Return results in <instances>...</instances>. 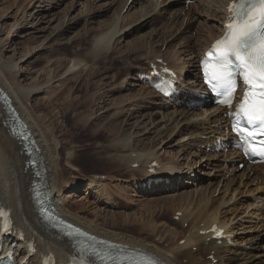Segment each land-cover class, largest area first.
Wrapping results in <instances>:
<instances>
[{
  "label": "rangeland",
  "instance_id": "1",
  "mask_svg": "<svg viewBox=\"0 0 264 264\" xmlns=\"http://www.w3.org/2000/svg\"><path fill=\"white\" fill-rule=\"evenodd\" d=\"M138 1L139 3L134 5V8H131L130 5L132 3L129 4L128 2L129 5L126 7V13H122L123 9L121 6L124 4L125 0H0V61L6 64L13 60L17 61L15 62L17 66L13 69L15 72L12 70L15 76L13 81H11L14 85L21 84V86L32 87L38 84L42 87L40 93L33 97L29 107L35 117L40 118L39 122L45 130H48L47 126L49 122L47 120V115L49 116V113L54 112V115H56L59 112V116L62 115V118L58 120L60 123L56 121L55 124L57 138L52 139V137H50V139L51 143L57 141L59 144L58 148L66 146L65 144H67L66 149L61 150V155L57 154L58 151L54 153L55 159L59 162V166H57L56 170L59 175L60 187L62 186L63 194H61V197L65 207L72 213H76L79 217L85 220L88 219V221L90 220L93 224H96V215L104 219L103 217L108 213L106 219H109L112 214L111 212H114L117 214H125L126 217L129 215V217L133 219L131 222H133L134 219L145 222L154 221V223L159 226L158 230L160 234L164 236L177 227L179 230L184 228L186 232L184 238H189L191 236V233L187 236V231L190 230L188 227L189 224L186 223L185 225L178 226V224L175 223L178 221L174 219V214L177 210L180 212L186 208L188 201H185L184 198L192 197V202L189 207H194V204L195 207H198L202 201L205 200V202L210 206L212 205L213 208H220V210H225V212H229L231 209L234 210L233 212L231 210L227 215L229 219L233 218V214H236L238 218L243 217L245 220L244 222L238 221V218L234 222H232V220L229 222V224L233 225L232 228L240 227V230H245L236 231L235 234H231V236L238 235L235 239L232 238L235 246L231 248L235 250H247L256 255L260 254L258 258L247 263L259 264L261 261H264V251H262L264 249V241H261V243L258 242L261 234L264 235V229L261 227L263 218H261V211H259L261 205L253 206L250 199L254 200L255 198L256 200V198L262 197V195L259 193L261 189L259 183L257 182L259 186H256L255 183L257 178L253 177L254 180L252 178L251 180L245 179V181L243 178H239V174L247 171L248 168L239 172L238 165L233 164L229 159L226 160V156H223L225 160L222 162L229 164L222 167L220 162L222 157L216 159L219 155L218 157L211 154V156L207 154H201L200 156L198 154L200 150L204 151L202 143L199 142V145L197 143L196 145L190 146L187 145L189 142L185 143V141L182 143L184 135H174L175 133L171 135L176 125L175 122L169 124V132H165L167 134H164L167 138L163 136L158 138V136L155 135L156 139L154 135H146L138 139L142 140L141 143H137V145L131 144L135 145V150L142 152L143 149L146 148L147 150L153 145L157 146L159 144L158 146L161 148L160 145L163 142L162 146H164V148L159 153L160 156L165 161L176 157V159H178L179 157V164L186 168L185 174L182 175V185H179L180 187H173L172 189L162 190L161 192H145L143 194L141 191L132 190L136 180L140 182L145 179L144 176H141L143 174L139 171H134L137 169H131L132 165L131 168H126L123 165L122 167H117L108 161L110 156H118L123 152L115 147L117 139L131 138L132 135L135 137L134 134L142 133L143 118L159 111L158 114L155 117L152 116L153 118L151 119L160 122L159 119L162 120L161 118H163L167 121L168 118H170V113L174 111V109H168L164 106L160 107L162 100L159 99L158 95L150 94V89L147 86L140 85L139 79L137 78L139 68H147L148 66L146 64L148 63L147 59H142V61L140 59L146 52L144 49L139 51L141 46L146 48L151 45L153 50H158L157 53L163 54V57L160 59L165 57L168 61L169 59L167 56L171 55V59L174 58L173 60L177 64L185 66L181 68L180 71L184 73V76H187L186 80H192L196 76V68L198 67V65L194 67V54L196 55L199 49H201L200 46L203 44L202 41L209 40L210 37L215 34V31L218 34L217 25L213 20L215 19V9L209 8L206 12L205 7H203L205 4L203 2H205V0H202V6L200 0H196L197 5L193 4L189 7L188 4H183V0H171L169 1L170 3L158 8L157 5L161 4L160 0L158 4H156L158 0H155L154 4H156L157 9L154 12L148 7L151 0ZM162 3L165 4L166 0H163ZM179 8L182 9L179 11ZM187 13L189 15H187ZM132 16H136L137 19L141 20H138L135 24L129 25L133 20ZM124 19L126 22L123 21L122 24V20ZM212 26L215 28L211 30ZM38 29L41 30L39 33L36 31ZM115 29H121V32L112 38L109 45L107 44L109 48L107 49L106 45V51L103 50V47L102 50L101 47L96 48L98 43L95 38L101 37ZM14 32L15 36L11 38ZM116 39L117 41L119 40V44L116 47L117 50L112 51L113 41ZM161 40L164 43H162ZM189 40H191V42H189ZM187 44L190 45L188 49L186 47ZM194 44L197 45L195 50L193 48ZM133 48L134 50H132ZM129 49H131L133 53ZM98 50L104 51L106 55H101V57H103L101 59L100 57L97 58V60H99L96 62L97 64H94L95 66L93 65V70L89 72L90 66L88 65L85 68L86 73L83 74L82 70L79 69L80 73L78 72L77 74L68 76L67 70L74 61L83 60L82 64H85L86 61L90 64L91 51L95 54ZM29 51H31V53L28 55L27 53ZM101 51L98 52L102 53ZM148 57L151 58L150 56ZM137 58L139 59V63L137 62ZM197 60L198 58H196L195 61ZM91 63H94V61ZM170 63L171 62H169V66L172 65V63ZM143 71L140 73L141 75L146 72ZM188 71L191 73H188ZM67 76L71 80L64 82ZM180 79L187 85L192 86L197 84V81L187 82L183 78ZM52 90L53 94L50 92ZM93 93H97L101 98L99 97V100L94 103L90 102L89 105L91 107L89 106L88 108L87 104ZM95 97L97 96L95 95ZM48 99L52 103L50 101L48 103ZM52 104L54 107H52ZM73 104L80 105L78 110L80 117L82 116L81 118L85 120L90 128H93V130L95 129L94 138L86 142L87 144L83 143L86 139H81L79 142L74 140L73 142L72 140L75 139L74 136L66 135L68 132L71 134L73 133V127H71L73 125L71 122H69V124L66 123L67 119H63V114L66 110H69V105ZM55 112L57 113L55 114ZM193 115L195 116V114ZM193 115L188 113L185 120H189L191 117L193 118ZM44 116L46 119H44ZM215 121L216 119L213 120V123H215ZM194 122L196 123L198 121L195 120ZM45 123L48 125L46 126ZM216 123L221 124L223 122L217 120ZM63 124L64 126H62ZM211 127V131L209 132L220 130L218 124L216 127L215 125H211ZM98 130H100V132H98ZM163 132L164 131H162V133ZM205 134L206 133H204V135ZM210 135L208 137H210ZM21 148H23V146ZM74 151H77V155L81 157H79L80 159L86 158L85 156L89 154L88 152L92 151L91 158L93 159V165L91 170L85 169L84 166L77 162L74 168L68 166V154ZM145 152L146 151H144V153ZM197 154L198 156H196ZM205 157H209L208 161H210L211 164H208L205 169L203 168L204 170L202 169V173L199 172L198 169L197 171L199 173H197L196 164L199 165L202 158ZM216 163L217 165L219 164L218 167L215 165ZM179 164L176 163V166H179ZM206 164L207 163H205V165ZM224 167L230 168V170L231 168H238V171L234 176V174L227 172V170H223ZM77 168L80 171H76L75 169ZM229 174L232 179H229ZM262 174L261 170H258V175L260 177ZM189 175H191V177H189ZM258 175L256 177H258ZM92 176H98L96 178L99 181L97 184L98 187L96 189L94 185L92 189L88 190L87 180ZM100 176L106 178H101ZM224 176L225 178L227 176V179H225ZM151 181L149 180V182ZM185 181L188 182V185H184ZM72 182H79V188L73 189ZM189 182H191V185H189ZM229 182L231 183L230 189L227 190L226 187ZM236 187L237 191L234 193V188L236 189ZM255 187L259 194L255 192ZM253 188L254 190H252ZM200 193L203 195L199 196ZM220 205H222V207H220ZM248 205H250V208ZM81 207H86V210L82 211ZM256 208H258V210H256ZM98 210H102L103 216L97 212ZM240 213H242L243 216H241ZM182 215L184 214L182 213ZM248 215H250V217L258 216L260 226L254 219L250 220L252 218H245ZM236 216H234V218ZM118 217L123 216H116L114 219ZM102 219L99 221L102 222ZM135 230L140 232L141 228H136ZM134 234L137 235L138 233L135 232ZM140 235L145 236L146 234L140 233ZM253 238L255 239L253 240ZM157 240L158 238L153 241ZM181 242L182 241L179 242V245H181ZM248 244L251 246L248 249L242 247V245ZM167 245L169 244L163 243V247ZM193 250L196 251V248H193ZM231 256H234V254H231ZM184 262L185 261H183V263Z\"/></svg>",
  "mask_w": 264,
  "mask_h": 264
},
{
  "label": "bare ground",
  "instance_id": "2",
  "mask_svg": "<svg viewBox=\"0 0 264 264\" xmlns=\"http://www.w3.org/2000/svg\"><path fill=\"white\" fill-rule=\"evenodd\" d=\"M229 1H231V0H205V2H203V3H205L203 7H205L206 12H207V10H209V8L215 9L214 10L215 11V19H213V20L217 25L218 34L215 31V34L213 33L214 35H212V37H210L209 40L202 41L203 44L200 46L201 47L200 50L202 52L199 51L201 54L203 53L205 46H208L212 40H214L215 38H217L221 34V32H222L221 27H222V24H223L226 16H227V8H228ZM128 2H129V0H125L124 4L121 6V8L123 10L127 7ZM138 3H139V1L135 0L130 5V7L134 8L135 7L134 5H137ZM197 3H199V2H197ZM201 3H202V0H200V4ZM149 4L150 5L148 7L151 8L152 11H154L156 9V5H154L152 7V5H151L152 3H149ZM201 6H202V4H201ZM130 7H129V9H130ZM149 8H147V9H149ZM180 9H182V8H179V11H180ZM192 11H193V9H192ZM143 12H144V10H143ZM190 13H192V12H190ZM147 15H148V12H147ZM187 15H189V14L187 13ZM132 17H133V20L130 24L128 23L129 25L135 24V22L137 23L138 20H141V19H137L136 16H132ZM194 19H196V18H194ZM123 21L126 22L124 19V20H122V24H123ZM180 21H181V19H180ZM213 28H215V27L212 26L211 30ZM40 29H38L36 31L39 33L42 30V29L41 30ZM122 29H123V27H122ZM180 29H181V27H180ZM214 30H216V29H214ZM119 32H121V29H115V30H113V31L101 36V37H96L95 40L98 43V44L96 43L97 44L96 48L98 46H102L103 50L106 51L109 48V47H107V44L109 45L110 42L112 41V38H114ZM14 36H15V32L11 36V38H13ZM161 36H162V34H161ZM162 40H161V42H162ZM118 41H117V39L113 41V48H112L113 50L112 51L117 50L116 47L119 44ZM189 42H191V40H189ZM162 43H164V42H162ZM188 44H190V43H188ZM188 44L186 46L187 49L190 48V45H188ZM105 45H106L107 49H105ZM196 46L197 45L194 44V47H193L194 50H195ZM143 49L146 50V52L142 55L141 58L139 57L141 59V61H142V59H147L148 63L151 64V63H156L158 60H160L161 57H163V54L161 55L160 53H157L158 50L157 51L153 50L151 45H150V47L147 46L146 48H144V46L143 47L141 46V49L139 51H141ZM155 49H157V48H155ZM129 50L131 51V49H129ZM132 50H134V48ZM153 51H156V52H153ZM134 52H136V51H134ZM150 52H152V53H150ZM199 52L196 53V55L194 54L195 52L193 53L194 54V57H193L194 58V67H197V65L199 64V60L195 61L196 58L199 57ZM30 53H31V51H29L27 54L29 55ZM93 53L91 51V62L94 61V63L90 62V64H89L88 61H86L85 64H82L83 60H80V61L76 60L73 62L71 67H69V69L67 70L68 76H71L73 74H77L80 70H82L83 74L86 73L85 68L88 65L90 66L89 67V72H90L91 70H93L92 69L93 65L97 64L96 62L99 60V59L97 60V58L100 57V59H101V58H103V57H101V55H103V54L106 55L104 51L102 53H99L98 51L95 54H93ZM148 56H150L151 58H149ZM165 56H167V55H165ZM170 56H167L168 59L170 60V61L169 60L168 61L172 63V65L170 67L179 76V72H181L180 69L184 68L185 66H180L179 64H177L173 60L174 58L171 59ZM191 59H192V57H191ZM88 60H89V58H88ZM138 60L139 59L137 58V62H138ZM15 62H17V61L13 60L12 62L6 64V63H3L2 61H0V207L6 206V207L11 209L12 218L15 222L16 227L24 234L23 236H24L25 242L24 243H17L16 239L14 237H12L10 239L4 240L5 247H19V248L23 247L25 249L27 246V243L34 242L37 245V247H36L37 254L30 259L29 264H39L42 257L48 256L51 253L54 254L56 261H65L70 256H72L73 253H75L76 249L73 246V242H70L68 239H66V237L62 236L61 233H57L55 231H52L50 229V227L44 223L45 222L44 218L40 214V207L37 205V201L34 200L35 183L42 182V184L45 185V187H47V189L49 190L48 196H47L48 199L56 204L57 210L70 223L76 225L77 227H80L84 231H87L89 233H92L93 235H96L97 238L107 239L113 243H122L123 245L129 246V248H131V249H142V250H144V251H146L152 255H155L156 257H158L159 259H161L162 261H164L168 264H214L215 260H217L216 264H247L249 261L254 260V259L259 257L260 254H257V255L252 254V253H249L247 250L231 249L229 247L228 240H223L222 244L220 246H218L217 242L215 240L211 239L213 233L207 234V231L210 230V228L212 227L213 224L220 225L221 228L226 230L227 234H235L236 231H242L243 229L240 230V227L232 228L231 224H229V222L231 220L233 222L234 220H236L238 218V216H236V214L235 215L233 214V218L231 217L232 219H229L227 217V215L230 213V211L232 209L231 210L228 209L229 212H225V210H220V208H213V206L212 205L210 206L209 204H207L205 202V200H203L202 203L198 207H195V204H194V207H189L191 202H192V197L184 198V200L185 201L187 200L188 203L184 201L185 203H187V206H186V208H184L183 210L180 211L184 215H181V218H179V221H180V224H182V225L189 223V229L190 230L187 231L188 233H191V236L189 238H184L185 237L184 235L186 233L184 228L182 230H179L177 227L173 231L169 232V234L164 236L163 234H160V231L158 230L159 226H157V224L154 223V221L153 222H151V221L145 222L142 220L140 221V220L134 219V221L131 222V220H133V219H131V217H129V215H127V217H126L125 214H117V213L111 212L112 214L110 215L111 217L109 219H106V217L108 216V213L105 217H103L104 219H102V218H100V216L96 215V218H97V220L95 221L96 224H93L90 222V220L89 221H88V219L85 220V219L79 217L76 213H74V212L72 213L71 211H69L65 207L64 201L61 197L62 186L60 187L59 175H58L57 170H56L57 166H59V162L55 159V156H54V153L56 151H58V153H57L58 155H61L60 154V153H62L61 150L66 149L67 144H65L66 146H62L61 148H58L59 144L57 143V141H55L54 143H51V139H50V137H52V139L57 138V135H56L57 131L55 129L56 128L55 124H56V121H58V120H60V118H62L61 117L62 115L59 116V112H58V114H56L57 112H55L56 115H54V112L49 113V116L47 115V118H48L47 120H48L50 126L45 123L46 126L48 125L47 126L48 130H45L43 128V126L39 122L40 118L37 117L38 118L37 119L29 107V105L31 104V102L33 100V97L40 93V91L42 90L41 89L42 87L38 84L34 85L32 87L21 86V84L20 85H14V83L12 81H13V78L15 75L12 73V70L17 66V63H15ZM197 70H198V68H197ZM189 72L190 71H188V73ZM144 74L150 75L149 69H147V72ZM183 74L180 75L179 77L180 78L184 77ZM68 76L64 82H66L67 80L68 81L71 80L68 78ZM182 84H184V83L182 82ZM196 85L197 84L191 86V85L185 84V86H183V89H182V91L184 92V95H188L189 89L195 87ZM48 88H50V87H48ZM44 90H43V92H44ZM50 92L53 94V90ZM150 94H155V93L152 90H150ZM95 95L97 97H95ZM4 96L8 97L10 99V102L14 108V112L18 114L19 119H21V121L25 123V125L27 126V130L31 133L30 134L31 137L28 140V142L33 143L31 145V151L36 154V158L39 161L38 163L40 164L36 167L32 168L31 166H27V163L30 161L31 157L26 155V153L22 152L23 148H21V147L23 146L22 145L23 142L21 140L17 139V137L13 136V133L11 131V125L9 122L10 121V119H9L10 113H9L8 105L5 103ZM99 97H100V95H97V93L96 94L93 93L89 98L90 101L87 104V107L89 108L90 102L94 103L95 101L99 100L98 99ZM47 101L49 103L50 100L48 99ZM175 103H176V101H173L169 104L164 103L162 101V103L160 105V107L164 106V107H167L168 109H171V108L174 109V111L170 113V118H168L167 121L163 118H161L162 120L159 119L160 122H158L157 120L151 119V118H153L152 116L155 117L158 114V112H159L158 111L155 114H150L148 117L143 118V122L141 121L143 123V130L141 128L142 133L134 134L135 137L132 135L131 138L129 137V138H125V139H117L118 138L117 137L116 138L117 140L115 139L116 140L115 147L119 148L121 151H123L125 153L122 152L123 154L122 153H120V155L117 154L118 156H110L109 155L110 157L108 158V161H110L111 164L113 163V165L117 166V167H122V165H123L126 168H131V165H133V164L139 165V163H140L138 169L134 170V171H139L141 174H143L141 176L145 177L144 181H146L147 183L149 182V180L154 181L155 179H162L163 178V184L156 186V183H154V188H153L154 190H160L163 188L164 189L167 188L165 183L170 184V182H169L170 178L176 179L177 176L183 174V171H182L183 167H181L182 165L179 164V157H178V159H176L177 158L176 157V158H172V159L165 161L159 154L164 148V146H162L163 142L160 145L161 148L158 146L159 144L157 145L158 147L153 145L151 148H148L147 150H146V148L143 149L142 152H138L137 150H135L134 149L135 145H132V144L137 145V143H141L142 140H138V139L140 137L146 136V135H154V136L157 135L158 138L159 137L161 138L162 136L164 138H167L164 136V134H167L165 132H169L168 126H170L169 124L172 122H175L176 125L173 128V130H174L173 133L172 132H171L172 134L170 133L171 135H173L174 133H175L174 135H178V134L184 135L182 143H184L185 141H186L185 143L189 142V144H187V145H190V146L196 145L197 143L199 144L200 138L204 135L203 131H205L207 128L211 127V124L213 123L212 117L217 114V113L212 114V113H208L206 111H202L200 114L198 112H197V114L195 113V116L193 115L194 116L193 118L191 117V119L185 120V118L188 114V110H184L183 108H174L173 105H175ZM79 106H80L79 104L69 105V108L67 107L69 110L68 111L66 110V112L63 114V119L64 118L67 119L66 123L69 124V122H71V124L73 125V126H71V127H73V133L71 134L70 132H68V134H66V135H68V136L73 135L75 138V139L72 138L73 142H74V140L76 142H79L81 139H86V141L83 142V143H86L88 141H91L94 138V135H95L94 130L95 129L93 130V128H90L87 125V123L85 122V120L81 118L82 116L80 117V114L78 113ZM52 107H54L53 104H52ZM63 112H64V110H63ZM44 119H46L45 116H44ZM87 120H89V119H87ZM195 120L198 122L195 123L194 122ZM218 121L223 122V119L221 118ZM137 124H139V123H137ZM62 126H64V124ZM213 130H217V129H213ZM162 131H164V132L162 133ZM98 132H100V130H98ZM77 135H79V136H77ZM217 135H221L220 130L212 132V134L210 135V138L215 137ZM99 138H100V136H99ZM155 138H156V136H155ZM70 140H71V138H70ZM203 143H204V145L207 144V142H203ZM25 144H27V142H25ZM213 145H214V143H213ZM84 150H86V149H84ZM144 151H146V152L144 153ZM184 151H185V149H184ZM91 152L92 151L88 152L89 154H87V156H85L86 158H84V159H80L81 157H80V155H77V151H74L72 153L70 152L68 154V158H67L68 166L74 168L75 163L77 162L78 164L84 166L85 169L91 170V167L93 165V159L91 158V155H92ZM196 156H198V154ZM208 159H209V157L208 158H206V157L202 158L199 165L196 164V167H197L196 172L197 173H199V172L202 173L203 172L202 169L203 168L205 169L206 166H208V164L209 165L211 164V162L208 161ZM227 159L231 160V162L233 164H237V162H238V156L236 153H233L231 155H226V160ZM180 161H181V159H180ZM153 163H156L157 167H153L152 166ZM176 163L179 164V166H176ZM205 163H207V164L205 165ZM160 166H162V167H160ZM189 166H191V165H189ZM40 167L42 169L41 171H40ZM85 169H83V170H85ZM134 169H136V168H134ZM188 169H187V171H188ZM198 169H199V172L197 171ZM75 170L80 171L78 168ZM192 170H193V168H192ZM223 170H227V172L234 174V176H235V173L238 171V168H235V169L231 168V170H230V168L228 169V168L224 167ZM258 170H261V173L264 174V165L263 166L262 165L257 166V167L252 168V169L248 168L247 171L239 174L240 175L239 178H241V179L243 178L245 181V179L251 180L253 177H255V178H257V181L259 183V180L263 176L260 177L258 175ZM250 172H253L252 176L249 174ZM187 174H188V172H187ZM257 175H258V177H256ZM253 180H254V178H253ZM87 181H88L87 182V189L88 190L92 189L94 185H95L94 187H96V189H97V187H98L97 184L99 183V181L96 179V177H94V176L89 177V179ZM136 182H137V180L135 181V183ZM140 183H142V182H140ZM184 184H186V182ZM230 184L231 183L229 182L227 187H226L227 190L230 189ZM70 185H71V183H70ZM72 185H73V189L79 188V182H72ZM242 185H243V183H242ZM259 185H260L261 189L258 187L260 189V190L259 189L258 190H259V193L262 194L263 186L261 183H259ZM236 186H238V185H236ZM245 188H247V187H245ZM252 190H254V188ZM205 191H207V190H205ZM232 191H233V189H232ZM236 191H237V187H236V189L234 188V193ZM201 192H204V191H201ZM224 192H225V190H224ZM255 192H257V189ZM106 195H107V193H106ZM202 195H203L202 193L199 194V196H202ZM205 198H207V197H205ZM261 198L262 197H258L256 199H261ZM233 200H234V198H233ZM226 203H227V201H226ZM246 204H244V205H246ZM223 205H225V204H223ZM248 206L250 208V205H248ZM220 207H222V205H220ZM238 209H239V206H238ZM81 210L82 211L86 210V207H81ZM256 210H258V208H256ZM233 211L234 210H232V212ZM235 211H236V209H235ZM246 211H247V209H246ZM259 211H262V209H259ZM97 212L100 213L101 216H103L102 210H98ZM240 214H241V216H243L242 213H240ZM116 216H123V217H118L117 219H114V217H116ZM234 216H236V217L234 218ZM100 219H102V222L99 221ZM238 219H239V221H241V219H243V217H240ZM202 224H203V226H202ZM178 226H179V224H178ZM261 227H263V229H264L263 221H262ZM136 228L137 229L141 228V231L140 230H139L140 232L136 231L135 230ZM243 231H245V230H243ZM135 232H137L138 234L137 235L134 234ZM140 233H144L146 235L143 236V235H140ZM202 234H204V235H202ZM156 238H158V241L157 242L153 241ZM254 239L255 238H253V240ZM181 240L185 241L184 245H182V246H180L178 244L179 241H181ZM229 240L232 241L233 239L230 238ZM163 243L164 244L167 243L169 245H167L166 247H163ZM193 248H196V251H194ZM258 248H260V247H258ZM231 254H234V256H231ZM16 255L19 257V261H22L24 259L25 253H24V251L19 252L18 250H16ZM208 256H211L212 260H208L207 259ZM183 261H185V262L183 263ZM259 264H264V261H261Z\"/></svg>",
  "mask_w": 264,
  "mask_h": 264
},
{
  "label": "snow or ice",
  "instance_id": "3",
  "mask_svg": "<svg viewBox=\"0 0 264 264\" xmlns=\"http://www.w3.org/2000/svg\"><path fill=\"white\" fill-rule=\"evenodd\" d=\"M232 10L234 17L226 24V35L214 45V52L209 53L215 67L211 74L205 72V78L216 93L215 102L231 108L237 87V73L231 69L238 70L246 91L238 105L234 129L244 137L246 154L264 157V0H241L239 6L232 5ZM241 122L248 127H242ZM258 133L262 138L257 140ZM65 235L80 244L78 251L82 258L91 255L102 262H111L118 259L116 253L122 250L121 246L97 241L70 224L66 225ZM81 237H87L89 243L85 244ZM97 244L104 247L98 248ZM144 264H157V261L145 256Z\"/></svg>",
  "mask_w": 264,
  "mask_h": 264
},
{
  "label": "water",
  "instance_id": "4",
  "mask_svg": "<svg viewBox=\"0 0 264 264\" xmlns=\"http://www.w3.org/2000/svg\"><path fill=\"white\" fill-rule=\"evenodd\" d=\"M4 98L6 99V103L11 107L10 99L5 97V96H4ZM11 110L14 111L13 108ZM10 116H11L10 122H11L12 130H20L21 135L22 136H26L24 138L25 141L27 142L26 149L29 150L32 154H34V152L31 151V145L33 143L32 142H28V140L31 137L29 131H27L26 127L21 124L19 118L17 117V115L15 113H14V115L11 114Z\"/></svg>",
  "mask_w": 264,
  "mask_h": 264
}]
</instances>
